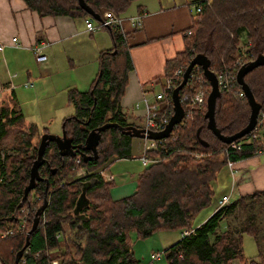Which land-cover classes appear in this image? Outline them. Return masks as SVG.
<instances>
[{"label": "trees", "instance_id": "16d2710c", "mask_svg": "<svg viewBox=\"0 0 264 264\" xmlns=\"http://www.w3.org/2000/svg\"><path fill=\"white\" fill-rule=\"evenodd\" d=\"M23 1L40 16L93 18L78 0ZM83 1L101 16L106 9L121 15L134 0ZM192 2L201 3L202 8L179 31L183 48L166 60L164 73L156 81L163 83L176 67L185 68L197 53L207 57L215 75L229 68L235 74L241 65L264 53V0ZM105 28L110 31L113 44L98 52V69L88 87L67 89L72 113L62 118L61 128L74 145L75 154L61 155L56 143L49 141L38 167L42 179L35 181L24 199L23 189L28 183L37 144L41 133L47 130L25 122L13 90L1 100L0 233L14 230L0 237L1 262L13 264L32 217L42 204L45 189L46 207L38 215L37 226L29 234L19 264H49L53 258L59 264H136L139 259L134 256L130 235L139 240L166 229L190 231L163 250L166 264H234L235 261L264 264V233H261L264 189L235 197L198 225H192L195 214L210 204L213 181L227 160L237 161L257 154L258 149L264 150V136L249 143L241 142L239 150L221 141L207 126L206 102L200 112L180 100L184 109L182 119L174 124L167 137L155 140V148L148 150L155 161L144 165L130 194L112 198L109 188L113 181H104L99 170H105L116 158L131 157L133 136L109 126L99 132L97 156L83 160L82 153L91 154L82 146L91 129L105 122L136 125L120 105L128 73L133 68L129 55L131 44L116 29ZM240 58L242 62L237 63ZM190 72L201 75L209 86L200 66L195 65ZM243 79L259 109H263L264 64L253 67ZM180 80L176 78L173 87ZM191 90L183 85L179 96ZM240 90L237 81H231L216 97L214 126L222 135L238 131L248 121L250 107L245 94L239 95ZM168 109H172L171 103ZM76 157H80L79 166L88 172L84 176H73ZM82 188L88 202L74 213ZM21 223L23 228L17 230ZM243 233L253 236L260 245L253 258L243 254Z\"/></svg>", "mask_w": 264, "mask_h": 264}, {"label": "crops", "instance_id": "0c3cea01", "mask_svg": "<svg viewBox=\"0 0 264 264\" xmlns=\"http://www.w3.org/2000/svg\"><path fill=\"white\" fill-rule=\"evenodd\" d=\"M192 1L138 0L126 12L135 14L143 11L145 13L142 25L128 30L127 40L131 44L129 55L133 68L128 73L127 85L120 99V105L130 121L137 123L138 118L143 120L141 90H153L154 86L159 85V81L156 80L161 79L166 60L182 50L183 39L179 31L192 21L194 11L189 7ZM125 26L128 28L127 23ZM104 29V31H100L99 28L88 31L85 29L82 17L40 16L30 10L23 0H0V42L4 43V49L0 54V103L13 90L18 104L19 96L16 92L18 85L32 92L31 89L36 83L35 94L44 93L48 95L47 98L59 92L65 95L70 87L85 86L87 88L98 69V52L113 44L110 31L107 28ZM12 36L17 38L18 46L10 43ZM40 41L47 43L44 47L47 59L37 62L30 48ZM65 64L70 66V70H77V73L74 76L67 75L64 69ZM25 82L28 83L27 86L24 85ZM148 93L151 96L152 92ZM47 101L41 100L40 103ZM135 102H139L140 106L134 107ZM66 105L69 106L67 103ZM23 117L26 123L30 122L24 114ZM31 121L41 128L36 121ZM137 126L141 127L142 124ZM142 142L144 144V141ZM151 148H155V144ZM131 157L116 158L105 169L113 175V183L118 181L117 185L109 188L110 195L114 199L135 190L136 178L144 165L139 160L142 169L135 176L138 160ZM113 168L115 172H111ZM228 179H232L231 184ZM133 184H135L134 187ZM213 186L214 192L222 187L225 189L220 190L216 196L210 214L214 212L216 201L222 194L230 193L231 201L233 193L235 197H238L263 190L264 150L253 156L233 161L232 172L225 165L213 181ZM210 214L204 216L203 220L196 225ZM0 264H3L1 260Z\"/></svg>", "mask_w": 264, "mask_h": 264}, {"label": "built area", "instance_id": "2783aa9c", "mask_svg": "<svg viewBox=\"0 0 264 264\" xmlns=\"http://www.w3.org/2000/svg\"><path fill=\"white\" fill-rule=\"evenodd\" d=\"M190 9L195 12H199L202 8V4L199 2H190L189 3ZM145 13L142 11L140 13H135L129 16H121L118 13H115L112 10L106 9L103 11L102 15L100 16L99 20H95L93 18L85 17L83 18L85 29L88 31H95L98 28H105V27H112L113 29H116L118 32L121 33V36L123 39H128V30L129 29H136L142 25V19ZM125 23H127V27L125 26ZM10 43L13 46H18L17 38L15 36H12L10 39ZM46 42L40 41L38 43H34L31 46V52L34 56V59L37 62H42L47 59V56L44 52V47L46 46ZM4 49V43L0 42V54H2V51ZM242 62V59L240 58L237 63ZM184 67L178 66L176 67L170 76L163 81V83H159L161 86V91L151 94L149 96V91L153 90H147L142 89L141 90V106L143 110V127L146 130L151 131H159L162 130L165 125L167 124L171 114L172 109H168L169 103H171L172 106V99H171V91L173 88V81H175L176 78H181L182 73L184 71ZM217 78L218 88L221 90L222 88H226L229 82L236 81V73L234 74L232 72V69L229 68L227 70H219L217 74L215 75ZM25 86L28 85L27 82L24 83ZM184 85H188L192 90L190 92H183L181 96H179V100H185L190 108H197L202 111V107L204 106V103L206 102L207 94L210 90V86H206L204 83V79L201 75L197 73H191L189 74V77ZM10 86H12V83H10ZM148 93V94H147ZM244 92L242 89L239 91V95H243ZM181 102V101H180ZM140 103L135 102L134 107H139ZM264 136V108L259 109L258 115H257V121L255 124V127L252 131H250L244 138L238 142L235 140L231 141L228 145L231 148L234 149H240L241 148V142L249 143L253 139H260ZM160 139H157L159 141ZM156 144V143H155ZM149 148H147L144 144L141 149V154L139 155V159L143 165L155 161L154 158L149 156L148 154ZM263 150L258 149L257 152H262ZM80 163V157H76L74 159V164L72 166V169L76 172V177L84 176L88 172L83 167L79 166ZM227 167L232 172L233 168V161L227 160L226 162ZM99 175L104 181H110L113 179V175L106 170H99ZM230 202V193L222 194L216 201V209H220ZM23 228V223L19 224L17 227V230H21ZM13 229H9L7 231H3L0 233V237H4L7 234H12ZM190 231L188 229H182L180 231V235L184 236L188 234ZM162 252H151L149 255V261L148 262H142L139 261L136 264H152L156 261H158L161 256ZM49 264H59L58 260L56 258L51 259Z\"/></svg>", "mask_w": 264, "mask_h": 264}, {"label": "water", "instance_id": "95a60500", "mask_svg": "<svg viewBox=\"0 0 264 264\" xmlns=\"http://www.w3.org/2000/svg\"><path fill=\"white\" fill-rule=\"evenodd\" d=\"M78 2L81 5V7L87 13H89L95 20H99L100 16L94 13L90 8H88L83 0H78ZM261 64H264V53L257 55L254 59L241 65L236 72V81L241 86V89L243 90L246 100L250 107L248 121L245 124V126L239 129L238 131L230 135H222L219 131L216 130L214 126L213 113H214L215 100H216V97L220 94V89L218 88V83H217V78L215 76V73L209 68V60L203 53H197L189 60L187 66L185 67L182 73L180 82L175 87L172 88V91H171L172 114L167 124L162 130H159V131L146 130V133H145V129L143 127H139L136 125L129 124L126 126H120L116 122H105L102 125L96 127L95 129H91L88 132L87 136L85 137L84 142L82 143V146L85 149H89L91 151V154L82 153L81 156L83 160H87L92 157L95 158L97 156L96 143L99 137V132L109 126L116 127L119 131L129 134L133 137H137V138H150V139L157 140V139L167 137L172 127L174 126V124L180 122V120L182 119L184 115V109L179 100V90L186 83L189 77L190 71L195 65L201 67L202 73L204 77L206 78V80L208 81V84L210 86V90L206 97V110L204 113V115L207 118V126L212 130V132L221 141L225 143H230L233 140L239 139L240 137L244 136L245 134H248L250 131L253 130V128L255 127L256 121H257V115L259 111V104L254 99V96L252 95L250 88L244 81L243 76L246 72L251 70L253 67L261 65ZM49 141H54L56 143L58 151L61 155L68 154L72 156L75 154V147L71 143V140L68 137H66L63 130L60 135L54 134L51 132H42L40 135L39 142L37 144L35 159L32 161V164L30 166L28 183L25 185L23 189V195H22L23 199L26 197L28 191L33 187L35 181L42 179V177H40L38 173V167L43 162V152ZM43 194L44 195H43L42 204L36 209L32 217L30 229L27 231L25 235V242L23 246L15 253L13 264H19V257L21 256L25 246H27L28 244L29 234L37 226L38 215L46 207L47 198L45 197V189H44ZM87 202H88V199L85 195L84 188H82L76 199L73 212L78 213L80 207L86 204Z\"/></svg>", "mask_w": 264, "mask_h": 264}, {"label": "rangeland", "instance_id": "374dc122", "mask_svg": "<svg viewBox=\"0 0 264 264\" xmlns=\"http://www.w3.org/2000/svg\"><path fill=\"white\" fill-rule=\"evenodd\" d=\"M138 0H134L129 7L126 9L125 13L121 14V16H129L132 15V13H126L128 12V9H130ZM194 1V0H193ZM100 31H104V28H99ZM66 66H64V69H66V74L69 75H73L75 73H77V70H70V66L68 64H65ZM49 81V79H47ZM36 88V83L34 85V87L31 89L32 92H30L29 90L24 89L22 86H17L16 88V92L19 96V100H18V106L20 107V109L22 110L23 114L26 116L25 118L27 119V121L32 122L31 120H34L38 123V125L41 126V128H39V130H42L44 127L46 128L47 132H51L54 134H61L62 132V128H61V123H62V118L64 116H67L69 114L72 113V107L71 105H66L67 102V90H66V94L64 95V93L59 92V94L54 95L53 97L47 98L48 95L47 94H39L37 93V95L35 94V89ZM86 87H79L78 89L84 90ZM161 91V86L157 85L153 87V91H151V94H155L157 92ZM65 96V98H64ZM41 100H48L47 102L41 104L40 101ZM66 100V101H65ZM63 101H65V103H63ZM43 107V108H42ZM46 121V122H43ZM137 125H143V120L138 118L137 120ZM13 135V133L11 134ZM144 141V145L147 148H151L153 147V145L156 143L155 139H150V138H133L132 141V156L131 159H137L138 160V164H137V171H135L134 175L136 176V174H138L140 172V170L142 169V166L140 164V159H139V155L140 153V149H142L143 146V142ZM142 143L141 145L138 143ZM137 156V157H136ZM139 168V169H138ZM111 172H115V169H111ZM116 174V173H115ZM73 176L76 177V172L73 170ZM116 176V175H115ZM221 176V175H220ZM119 180V178H118ZM134 180V178H133ZM230 181H232V179H228V182L230 183ZM120 182V180H119ZM118 184V181H114V183H112L111 187L115 186ZM231 184V183H230ZM135 184H133L134 187ZM234 182H233V189H234ZM225 188L222 187L221 189H216L214 192V195L212 196L211 202L208 206L204 207L202 210H200L199 212H197L193 218L192 221V225L195 226L197 224V222H199L200 220H203L204 216H206L207 214H210L211 210H212V206L214 204V201L216 199V196L218 195V193L221 191H223ZM125 194V193H124ZM235 193H233V195L231 196V200L235 198ZM215 211V208H214ZM180 229H166V230H159L154 232L153 234H151L150 236L143 238V239H139V240H135L133 234H131V247L132 250L134 251V256L139 259L142 262H148L149 261V255L151 254V252H162L163 250L169 246L170 244H172L173 242H175L177 239H179L181 237L180 235ZM261 233H264V230L261 231ZM241 246H242V250H243V254L246 257H255L257 255L258 249L260 247V245H258L256 243V241L254 240L253 236H251L250 234L247 233H243L242 237H241ZM154 264H166V260H165V256L164 253L161 256V258L159 259V261H156V263ZM234 264H238L236 261L234 262Z\"/></svg>", "mask_w": 264, "mask_h": 264}, {"label": "bare ground", "instance_id": "6f19581e", "mask_svg": "<svg viewBox=\"0 0 264 264\" xmlns=\"http://www.w3.org/2000/svg\"><path fill=\"white\" fill-rule=\"evenodd\" d=\"M215 210H217V209H216V204H215Z\"/></svg>", "mask_w": 264, "mask_h": 264}]
</instances>
